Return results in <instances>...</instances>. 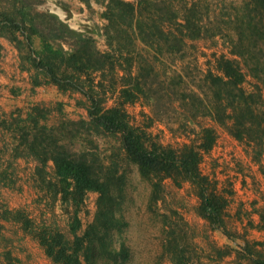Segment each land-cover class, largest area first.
<instances>
[{
    "label": "trees",
    "instance_id": "1",
    "mask_svg": "<svg viewBox=\"0 0 264 264\" xmlns=\"http://www.w3.org/2000/svg\"><path fill=\"white\" fill-rule=\"evenodd\" d=\"M80 1L88 6V0ZM94 1L103 5L101 28L71 26L54 12L37 10L38 0H0V37L16 49L18 68L29 74L32 89L52 86L60 94H78L76 105L87 115L48 125L49 110L40 102L27 104L23 111H0V131L8 138L4 146H10L13 159L36 163L41 183L52 191L63 214L66 231L55 221L36 222L22 209L2 205L0 221L18 224L53 264H133L123 215L126 173L132 165L148 185L147 209L158 223L156 264H198L182 226L187 224L176 211L167 212L159 204L167 182L177 189L188 183L197 200L196 215L210 229L232 238L225 221L233 192L220 189L216 178L200 169L216 144L217 131L200 124L198 117L222 127L259 164L264 153V0H242L231 13L219 16L205 0ZM57 5L67 8L63 2ZM93 35L103 38L105 50L97 47ZM216 36L234 58L217 56L214 71L205 73L210 98L178 91L179 75L171 77L170 87L161 86L153 64L141 53L183 60L187 40ZM247 75L257 82L247 87ZM170 96L180 102L175 127L167 128L183 139L177 147L163 144L150 131L156 121L163 122L159 111L166 99L172 101ZM109 99L112 104L106 106ZM138 102L151 113L141 111L136 123L126 108ZM62 106L57 102L56 110ZM99 136L115 140L106 159L92 146L91 139ZM76 141L87 144L75 151ZM49 163L53 173L46 179ZM260 172L264 175L262 168ZM89 193L96 194L95 211L84 225L81 213ZM257 216V225L264 229V207ZM242 241L239 250L228 248L227 254L264 264V256L253 248L259 243ZM0 256L11 264L10 252L2 250Z\"/></svg>",
    "mask_w": 264,
    "mask_h": 264
},
{
    "label": "rangeland",
    "instance_id": "2",
    "mask_svg": "<svg viewBox=\"0 0 264 264\" xmlns=\"http://www.w3.org/2000/svg\"><path fill=\"white\" fill-rule=\"evenodd\" d=\"M241 1L205 0L215 16L231 13L233 6H239ZM57 2H63V0H38L35 6L37 10H49L55 13L54 3L57 5ZM97 4V9L88 12L94 19L101 21L103 26L105 21L99 17L103 5ZM95 11L98 15H95ZM93 36L97 47L105 50L103 38ZM185 52V58L178 60L166 54L157 55L155 59L152 52L141 51L153 64L161 86L168 87L171 77L179 75L182 83L177 87L178 91L188 94L195 92L203 97L208 95L210 98V92L203 81L204 75L207 70L214 71V59L217 56L233 57L229 53L228 45L222 43L220 36L212 39L187 40ZM241 67L247 72L248 69L242 62ZM0 70L3 72L6 69ZM246 80L247 87L250 83L257 82L249 75ZM22 94L24 95L20 97V101L25 102L24 106L12 105L10 108H2L0 105V111L7 113L12 109L23 111L27 104L40 102L44 104V108L49 110L48 125L57 124L61 118L72 120L87 118L83 107L76 105V101L80 99L78 94H60L52 86H41L34 93L28 90ZM170 99L172 101L165 100L166 107L159 111L163 122L156 121L150 131L156 134L163 144L177 147L183 139L177 132H170L167 128L175 127L173 122H176L179 116L178 104L180 102L174 96H170ZM57 102L63 103L61 111L56 110ZM111 104V99L105 103L106 106ZM126 110L131 120L136 123L141 119V111L146 114L151 113L149 106L144 102L128 106ZM198 121L202 125L214 127L217 131L216 144L204 156L200 169L203 174L213 175L220 189L229 188L233 192L227 207L229 217L225 221L226 229L232 238L228 239L219 229H210L207 223L196 215L197 200L188 183H184L181 188L177 189L167 182L164 202L159 206L167 212L176 211L187 224V226L184 224L182 226L185 227L188 240L193 245L198 264H250L247 259L238 257L234 252L229 255L227 252L228 248L239 250L238 246L244 239L249 243L258 242L259 245L253 247L254 252L264 256V229H260L262 224L257 225V212L264 207V175L260 172L261 168L264 171V153L257 164L240 144L210 118L198 117ZM7 141L8 138L3 137L0 131V205L11 210L22 209L31 220L36 222L55 221L62 231H66L63 214L57 208L52 191L45 189L44 184L41 183V173L36 170V163L31 159H13L10 146H4V142ZM91 141L92 146H95L94 150L103 159H106L115 144L112 137L105 136L93 138ZM85 144H87L85 141H76L73 144V150L80 151ZM46 172L48 174L46 179H48L53 173L51 163L48 164ZM126 177V198L123 204V215L127 223L124 228L125 243L132 250L133 264H156L159 229L157 220L147 209L148 185L139 178L136 168L132 165L128 167ZM95 200V193H89L85 199L81 213L84 225L92 220ZM0 224V252L2 250L10 252L11 264H53L45 257L38 244L23 232L18 224L3 220ZM0 264H8L2 256H0Z\"/></svg>",
    "mask_w": 264,
    "mask_h": 264
},
{
    "label": "crops",
    "instance_id": "3",
    "mask_svg": "<svg viewBox=\"0 0 264 264\" xmlns=\"http://www.w3.org/2000/svg\"><path fill=\"white\" fill-rule=\"evenodd\" d=\"M63 3L67 6L66 10L54 3L55 13H57L60 17H64L71 26H83L87 28L102 26L101 21L94 19L88 12L94 11L95 8L97 9L98 4L95 3L94 0H88L89 7L80 0H63ZM94 13L95 15H98L97 11ZM0 42L9 43L3 38H0ZM38 88L39 87L32 89L29 74L24 71H0V105L2 108H10L12 105H16L17 107L24 106L25 102L20 101V97L24 95L22 92L26 93L29 90L31 93H34V91H37Z\"/></svg>",
    "mask_w": 264,
    "mask_h": 264
},
{
    "label": "built area",
    "instance_id": "4",
    "mask_svg": "<svg viewBox=\"0 0 264 264\" xmlns=\"http://www.w3.org/2000/svg\"><path fill=\"white\" fill-rule=\"evenodd\" d=\"M0 62H1L0 69H6V70L12 69L16 72H20L18 68V64H19L18 53L10 43L0 42Z\"/></svg>",
    "mask_w": 264,
    "mask_h": 264
}]
</instances>
